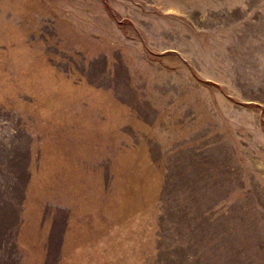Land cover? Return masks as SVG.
Masks as SVG:
<instances>
[{"label": "rangeland", "instance_id": "1", "mask_svg": "<svg viewBox=\"0 0 264 264\" xmlns=\"http://www.w3.org/2000/svg\"><path fill=\"white\" fill-rule=\"evenodd\" d=\"M0 264H264V0H0Z\"/></svg>", "mask_w": 264, "mask_h": 264}]
</instances>
